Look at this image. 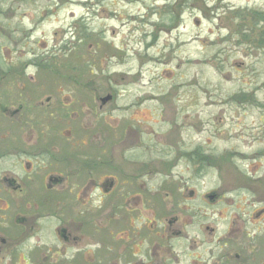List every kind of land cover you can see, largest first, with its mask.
I'll return each instance as SVG.
<instances>
[{"label":"flooded vegetation","instance_id":"1","mask_svg":"<svg viewBox=\"0 0 264 264\" xmlns=\"http://www.w3.org/2000/svg\"><path fill=\"white\" fill-rule=\"evenodd\" d=\"M28 64L53 83L23 82ZM28 64L8 62L7 8L0 261L264 264V102L254 93L206 95L214 111H184L182 125L168 115L156 128L164 110L144 119L146 99L125 103L108 76ZM255 106L257 127L248 122Z\"/></svg>","mask_w":264,"mask_h":264},{"label":"rangeland","instance_id":"2","mask_svg":"<svg viewBox=\"0 0 264 264\" xmlns=\"http://www.w3.org/2000/svg\"><path fill=\"white\" fill-rule=\"evenodd\" d=\"M7 8L8 62L38 59L68 64L66 75L77 78L108 76L125 103L146 99L137 106L144 119L164 110L149 123L156 128L169 125L168 115L182 125L184 111H214L206 95L243 90L264 102V0H0L2 31ZM23 72V82L53 83L33 64ZM259 114L255 106L249 125H263ZM0 264L29 261L8 255Z\"/></svg>","mask_w":264,"mask_h":264},{"label":"trees","instance_id":"3","mask_svg":"<svg viewBox=\"0 0 264 264\" xmlns=\"http://www.w3.org/2000/svg\"><path fill=\"white\" fill-rule=\"evenodd\" d=\"M259 18H262L260 14L258 15L257 19L259 20ZM243 37H244V36H243Z\"/></svg>","mask_w":264,"mask_h":264}]
</instances>
